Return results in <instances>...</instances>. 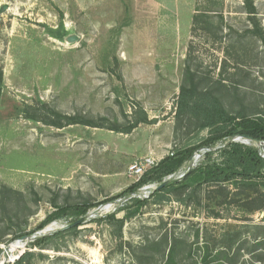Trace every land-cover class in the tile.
<instances>
[{
    "label": "rangeland",
    "instance_id": "obj_1",
    "mask_svg": "<svg viewBox=\"0 0 264 264\" xmlns=\"http://www.w3.org/2000/svg\"><path fill=\"white\" fill-rule=\"evenodd\" d=\"M253 4L264 26V0ZM252 29L244 0H0V264L26 252L33 255L23 264H197V234L212 264H264L260 194L228 186L232 197L221 204L204 187L160 200L158 185L148 184L124 195L143 177L131 166H156L207 136L177 114L182 87L264 119V46ZM139 108L151 123L123 133ZM49 110L82 124L45 123L55 120ZM132 198L147 203L116 239L104 218H124L118 209L134 210ZM85 204L97 207L77 231L67 232L79 220L73 211L37 229L58 208ZM17 226L30 235L12 240ZM56 234L42 249L25 240ZM174 240L192 245V255L179 248L170 261Z\"/></svg>",
    "mask_w": 264,
    "mask_h": 264
},
{
    "label": "trees",
    "instance_id": "obj_2",
    "mask_svg": "<svg viewBox=\"0 0 264 264\" xmlns=\"http://www.w3.org/2000/svg\"><path fill=\"white\" fill-rule=\"evenodd\" d=\"M248 7L250 21L253 25L252 32L255 34L264 46V26L256 18V9L253 0H244ZM255 15V16H253ZM2 82V71L0 68V84ZM177 114L180 116H188L191 119L198 121L203 129L208 131L206 137L202 138L198 144L190 145L182 150L174 152L172 155L165 157L158 165L147 171L143 177L133 184L124 195L136 194L137 191L144 185L157 184L158 188L154 195L160 200H166L168 196L177 193L178 191H190L192 193L203 192L204 187L209 188L212 194H218L222 199L221 204L225 200L232 197V192L228 190V186L234 189H244L253 191V194H260L264 197V153L256 147V144L264 145V119L259 117H247L242 114L234 115L228 112L223 106L221 100L210 91H202L196 85L182 87L176 106ZM26 113V112H25ZM49 119L55 118L54 121L42 120L45 123L56 127L71 126L82 124L78 118L62 116L54 111L49 110ZM30 119L38 120L33 116H28ZM148 114L142 108L134 113V119L128 129L122 131L129 134L141 124H150ZM87 126H94L90 123H83ZM104 127V126H100ZM115 130V129H113ZM236 138L247 139L253 141L250 145L234 141ZM201 152L200 162L189 172H184L183 178L179 179L178 174L184 165L190 162L197 152ZM171 177V180L163 187L161 185ZM203 198V197H202ZM208 199H212L209 197ZM252 199V201H251ZM114 200V199H113ZM262 201L261 199H259ZM249 203L257 201L252 196H248ZM251 201V202H250ZM135 209L131 207H120L119 212L124 211L125 217L118 218L117 213L111 214L104 218V221L112 229V234L116 239H122V231L126 220L136 217L141 209L146 205L147 200L140 198H132L130 200ZM262 205L257 210H264V200ZM97 207L96 205H79L75 207L58 208V210L50 214L37 228L42 230L53 221L58 219L61 213H72L76 218L80 219L87 217L90 210ZM210 212L209 217L219 218V214ZM212 215V216H211ZM100 222L101 220H94ZM78 227L71 228L67 232L77 231ZM66 232V231H65ZM12 236L11 239H23L30 233H24L20 226H17L16 232L7 234ZM59 235V234H58ZM39 237L31 242V249H42L44 244L58 236ZM10 242V241H9ZM198 250L202 252L200 260L197 264H212L210 257L212 256L210 245L206 242L203 247H199V235H196ZM186 243H181L174 240L169 248V259L172 261L180 246ZM168 246V245H167ZM185 254L191 256L192 245L189 250L181 248ZM223 252L218 255L222 257ZM2 251H0L1 253ZM32 252H26L17 264L23 262L32 256ZM213 259H216L213 258Z\"/></svg>",
    "mask_w": 264,
    "mask_h": 264
},
{
    "label": "built area",
    "instance_id": "obj_3",
    "mask_svg": "<svg viewBox=\"0 0 264 264\" xmlns=\"http://www.w3.org/2000/svg\"><path fill=\"white\" fill-rule=\"evenodd\" d=\"M154 165H155L154 161L150 159H145L142 162L131 166L130 171L133 175L141 177L145 174L148 168H152Z\"/></svg>",
    "mask_w": 264,
    "mask_h": 264
},
{
    "label": "water",
    "instance_id": "obj_4",
    "mask_svg": "<svg viewBox=\"0 0 264 264\" xmlns=\"http://www.w3.org/2000/svg\"><path fill=\"white\" fill-rule=\"evenodd\" d=\"M251 141H253L251 138H247V139H245V141H244L243 143H245V144H249ZM191 169H192V167L189 168L188 172H189ZM183 177H184V175H182V176L180 177V179L183 178ZM170 180H171V177H170L167 181H165V182L161 185V187L165 186ZM87 220H88V216H87V217L80 218L78 221H76L75 223L71 224L68 228H72V227H80V226H82L84 223H86ZM37 238H39V236H33V237H31V238L26 237L25 240H31V241L33 242V241L36 240Z\"/></svg>",
    "mask_w": 264,
    "mask_h": 264
}]
</instances>
